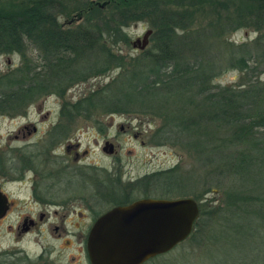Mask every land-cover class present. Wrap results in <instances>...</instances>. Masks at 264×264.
<instances>
[{
    "label": "rangeland",
    "instance_id": "374dc122",
    "mask_svg": "<svg viewBox=\"0 0 264 264\" xmlns=\"http://www.w3.org/2000/svg\"><path fill=\"white\" fill-rule=\"evenodd\" d=\"M54 1L55 8L59 5L62 7L58 15L61 30L71 31L73 34L82 33L86 25H95L97 20L104 31L100 40L108 41L107 44L112 46L109 51L118 54L120 62L114 63L111 70L101 74L96 72L76 81L63 94L52 92L37 97L20 112H0V186L15 201L10 214L0 220V264H91L86 251H81L84 237L73 236L80 223L75 222V218L65 221L64 215L73 217L70 209L76 206L86 207L82 197L89 199V207L95 212L104 213L116 205L110 197V189L104 183H109L111 188L112 185L118 186L121 191L132 189V193L124 200L193 197L198 201L200 211L203 203L207 211L211 209V204L226 206V191L236 200L241 196L246 199L247 205L237 207L238 212L227 218L234 225L255 231L256 239L247 242L233 238L238 245L236 247L222 238L224 240H219L210 248L200 243L195 245L188 238L174 249L161 254L162 256L148 260L146 264H264V205L260 203L264 202V126H255L250 134H245L239 129L243 124L239 119L234 124L230 122L233 126L229 130H217V135H224L226 132L225 135L229 136L228 147L223 153L217 147L218 158L238 167L242 163L243 166L240 176L211 177L209 170L213 146L211 142L198 143V138L202 141L211 138V129L194 128L196 136L191 140L195 144L191 149H198L199 145L206 148L201 162L189 147L184 146L190 137L186 136L188 130L178 128V121L172 118L176 110L171 115L163 114L157 108L146 106L148 104H140L145 103L141 95H137L139 100L134 101L138 104L121 106L119 104L132 95L127 89L122 93L114 91L107 95L106 98L110 97L109 100L115 101L116 105L108 104V100L103 103L104 93L101 92L110 87L109 83L114 84L120 75H127L121 72L125 67L132 68L137 59L151 62L153 56L161 58L165 46L169 47L168 55L177 61L180 70H188L186 73H190L187 74L189 76L199 73L197 82L204 85L206 98L213 92L211 86H217L214 87L217 91L225 88L237 95L249 90L256 92L264 85V39L260 41L261 35L264 36V29L257 27L259 15L253 12L258 6L263 8V3L256 0H213L211 4L210 0V5L190 17L183 9L172 7L175 3L178 5L180 0H164L158 14L131 19L122 12V8L114 7L113 0H91L96 8L88 11L83 10L88 7L90 0ZM105 1L109 4L106 9H102L100 5ZM79 7L81 10L74 12ZM215 10L232 17L252 13L251 16L256 20L255 26L231 33L228 29L223 32L220 27L212 28V24L221 18ZM262 12L263 10L258 11L260 14ZM162 15L171 19L168 26H176V29L161 32L164 36L161 41L164 43L160 45L161 41L155 36L159 31L156 24L160 22ZM263 23L264 21L259 22L260 25ZM148 30H152V34L142 47ZM185 33L187 34L184 35ZM138 38L142 43L136 45ZM100 40L92 46L96 48L93 56L83 54L82 50L84 57L80 59L77 69L88 73L86 65L95 67L94 64L99 60L97 57L100 55V46L104 42ZM241 56L251 65L247 71H242L233 63L234 58ZM211 61V73H218L213 79L209 73L207 75L203 72L204 64ZM22 63L23 57L17 53L2 54L0 74L19 67ZM181 73L184 72L179 71L176 75L182 83H185L184 80L192 82ZM148 75L144 83L140 84L146 89L153 84L152 73H147L146 76ZM132 81L135 88L137 82L134 79ZM165 81V78L161 79L159 89L166 90L170 87ZM256 82L257 86L251 90L250 87ZM212 83L215 85H211ZM192 90L197 92V88ZM95 93L97 95L94 98L85 102L87 108L86 104L80 109L73 107V104ZM165 98V95L160 96V99ZM237 107L240 108L237 116L249 115L255 120V124L264 114L261 103L255 97L248 99L244 96ZM206 121L211 123V118ZM24 123L36 124L38 131L33 132L34 135L27 134L26 137L15 139V134ZM122 125L125 126L124 131L121 129ZM106 136L119 145L116 153L108 154L104 150ZM70 138L80 141L82 153L89 151L84 162L76 163L66 155L64 147ZM53 149L57 151L54 153ZM242 152L252 157L247 167L242 162ZM91 167L98 169L93 170ZM233 177L236 178L232 179ZM90 191L98 192L104 198H92ZM250 196L251 199H248ZM45 209L51 213L50 220L38 230L25 234L18 229V226L23 228L25 214ZM62 222L69 234L66 232L59 236L61 229L56 232L54 228L56 225L62 226ZM83 223L86 225L90 222ZM229 236H232L230 232ZM69 242L72 246H69ZM208 255L211 262L204 259ZM73 256H77V260L73 261Z\"/></svg>",
    "mask_w": 264,
    "mask_h": 264
},
{
    "label": "trees",
    "instance_id": "16d2710c",
    "mask_svg": "<svg viewBox=\"0 0 264 264\" xmlns=\"http://www.w3.org/2000/svg\"><path fill=\"white\" fill-rule=\"evenodd\" d=\"M209 1L210 0H180L178 5L175 3L172 7L181 8L192 17L195 12L210 5ZM256 1L263 3V8L258 6L253 13L259 15L257 27L259 29H261V27L264 29V23L262 25L259 24L260 21H264V0ZM163 2L164 0H113L114 4H111H113L114 7L122 8V12L128 14L129 18L132 19L134 17L135 19H140L158 14L159 11L162 10ZM212 3L213 0H211V4ZM53 4H55L54 0H0V55L17 53L23 57L22 65L10 68L0 74V112L4 114H6L5 112H20L31 100L42 95L52 92L63 94L66 88L76 81L82 80L96 72L101 74L106 70H111L114 68V63L120 62V56L110 52L112 46L107 44L108 41L100 40L104 35V31L102 25L98 23L97 20H95V25H92V23L91 25H86L85 31L82 33L78 32L77 34H73L71 31L61 30V23L58 20V15L62 7L59 5L55 8ZM108 4V1H105L101 3L100 6H102V9H106ZM95 5L96 4L90 0L88 2V7H85L83 11L96 8ZM79 10H81V7L74 10V12ZM259 10H263L262 14L258 13ZM216 13L221 18L217 23L212 24V26H214L212 28L220 27L223 29V32L228 29V32L231 33L241 28L255 26L256 20L251 16L252 13L250 15L244 13L245 15L240 17H232L230 14L222 15L221 12L217 11ZM170 20L163 15L160 17V22L156 24L159 31L155 38L158 41L164 39L161 32H169L170 30L176 29V26H168ZM104 24L106 26L107 23L105 22ZM188 29L189 28H187V31ZM94 33L98 34L94 35ZM186 34L187 33L184 35ZM260 39V41H262L264 36L261 35ZM98 40L104 41L100 46V55L97 57L99 59L98 63L96 62V64H94L95 67L92 68L86 65L85 67H87L86 70H88L89 74L84 73L80 71V69H77V65L81 63L80 59L84 57L83 54L92 56L95 54L96 48L92 46L97 44ZM163 43L164 42L161 41L160 45H163ZM260 44H258V46H260ZM82 50L83 54L81 53ZM168 51L169 47L165 46L161 58L153 56L151 62H149L150 60L141 62L140 59H137L132 68L130 66L125 67L121 73H126L127 75H120L114 84L109 83L108 86L110 87L101 91L104 93V96L106 95L105 97L102 96L103 103L108 100V104L116 105L117 103L115 101L109 100L111 99L110 97L106 98L107 95L114 91L122 93L127 89V92H130L132 95H129L128 97L130 98L126 99L124 103H120L119 105L121 106L138 104L134 103V101L139 100L137 95H141L145 99V103H140L142 105L148 104L146 106L157 108L163 114L171 115V112L176 110L172 118L178 121V128L188 130L186 136L190 137L184 146L191 149V146L195 144L191 140L196 136L194 128L211 129V138L206 139L208 141H202L200 138H198V141L196 138V141L200 144L211 142L213 146L211 147V170H209V173L211 172V177L212 175L240 176V169L243 166L242 163H240V167H238L232 163L223 162L218 158L217 147H220V152L223 153L228 147L229 141L227 143V140L229 136L225 135L226 132L224 133L225 136L217 135L216 132L219 129H221V131L225 129L226 131L227 129L229 130L233 126L230 122L234 124L235 121L239 119L241 123L243 122V124L239 126V129L245 134H250L255 126H264V114L263 117L257 121V124H255V120L250 118L249 115L237 116V112L240 109L237 106L244 96L248 99L255 97L256 101L261 103L263 107L262 110H264V85H261L256 92H251L249 90V92H240L239 95L224 87H221L224 89L217 91L215 89L217 86H214L215 88L211 86L213 92L206 98L204 85L197 82L199 81L197 79L199 73L195 76L187 75L190 74L186 73L188 70H180L176 64L177 61L172 60L170 55H168ZM233 63L242 71H247L251 68L248 60L243 56L234 58ZM204 65L207 69L204 67L203 72L206 74L209 73L211 78L217 76L216 74L218 73H211L212 61ZM168 69H170V71H167ZM179 71L184 72L181 74L188 76L192 82L189 83L188 80H184L185 83H182V80L176 75ZM147 73H152L151 78L153 84L146 89L145 86H140V84L144 83L145 79L149 77V75L146 76ZM98 74L96 76H98ZM162 78H165V82L169 83L170 87L166 88V90L158 88L160 87ZM132 79L137 82L135 88ZM256 84L257 82L254 83L250 89L254 90L257 86ZM211 85L215 84L212 83ZM192 87L197 88V92H194ZM144 92L148 93L144 94ZM94 95H97V93L89 95L86 99L80 100L77 104H73V107L80 109L84 108V104H86L87 108V103L85 102L94 98ZM162 95H165L166 98L160 99ZM209 118H211V123L209 121L208 123L207 121L205 122V120ZM202 122L205 124H201ZM248 122L251 123L248 124ZM261 148L262 147H260V149ZM205 149L206 148H203L202 145H199L198 149H191V151L194 152L197 160L203 162L202 155H204ZM240 149L243 150V148ZM250 158L252 157L248 154H242L241 159L244 166L249 164ZM224 197L226 206L211 204V209L207 211L204 207L205 203L201 204L200 216L195 222V228L188 239L193 242V244L199 245L200 243V245L204 244L205 247L210 246L211 248L218 243L219 240H224L222 238H225L226 241H230L233 246L236 245L234 243L236 240L233 238L247 242H249L250 239H256L257 235L255 231L234 225L232 220L227 218L238 212L237 207H244L243 205H247V203H245L246 199L241 196L240 199L236 200L228 191L225 192ZM251 197L252 196L248 197V199H251ZM232 200L235 201L231 203ZM229 203L231 204L229 205ZM260 203L264 205V202ZM229 232L232 234L231 237L229 236ZM226 233L227 235H225ZM237 246L238 245H236V247ZM208 256L203 257L206 261L211 262V257Z\"/></svg>",
    "mask_w": 264,
    "mask_h": 264
},
{
    "label": "water",
    "instance_id": "95a60500",
    "mask_svg": "<svg viewBox=\"0 0 264 264\" xmlns=\"http://www.w3.org/2000/svg\"><path fill=\"white\" fill-rule=\"evenodd\" d=\"M152 34L143 38L144 47ZM138 38L135 44H141ZM10 207L0 187V219ZM200 206L193 197H145L118 205L94 223L87 246L91 264H143L174 249L193 232Z\"/></svg>",
    "mask_w": 264,
    "mask_h": 264
},
{
    "label": "flooded vegetation",
    "instance_id": "af4514ba",
    "mask_svg": "<svg viewBox=\"0 0 264 264\" xmlns=\"http://www.w3.org/2000/svg\"><path fill=\"white\" fill-rule=\"evenodd\" d=\"M121 129L124 131L125 130V126L122 125ZM38 131V128H37V125L36 124H23L20 129H18V133L15 134V139H18L20 137H26L27 134L29 135H34V133H36ZM34 132V133H33ZM22 134V135H21ZM107 137V136H106ZM137 137V135H136ZM97 141V140H96ZM105 147H104V150L106 152H108V154H114L117 152V150L119 149V145H117L115 143V141L112 139V138H109L107 137L105 139ZM60 145H58L57 147L59 148ZM64 150L66 151V155L68 156V158H73L75 160L76 163H80V162H84V160L86 158H88L89 156V151L88 150H85L83 153L80 151L81 150V143L80 141L77 140H74L72 138H70L68 140V143L66 144V146L64 147ZM54 153L57 151V149H53ZM91 169L95 170V169H98V168H95V167H91ZM113 180H115L116 182V179L113 178ZM108 189H110V197L113 199L112 201H115L116 202V205L112 206L115 207V206H118V205H125V204H130L132 203L133 201L135 200H124L125 197L129 196V193L131 192L132 193V189H128V190H125L123 189L121 191V189L119 190L118 189V186H114L112 185V188H111V185H109V183H104ZM102 185V184H101ZM1 189L5 192L4 190V187L1 185L0 186ZM103 190H99V192H102ZM8 196H9V201H10V207H9V210L6 214V216L8 214H10V212L12 211V209L14 208L15 206V201L12 199V197L10 196L9 193L5 192ZM92 192L90 191L89 192V195H91L92 198H96V199H100V198H104L102 195H99L98 192ZM123 201H122V199ZM82 200L84 201L85 200V203L87 204L86 207H73L72 209H70V212L74 215L73 217H69L67 215H64L66 217L65 221L67 220H72L73 218L75 222H79L80 224L77 226V232L74 233L73 232V236H78L79 238L80 237H84V240H82V248L81 251L85 253L86 251V255H88L89 257V253H88V246H87V241H88V237H89V234L91 232V229L94 225V223L96 222V220L101 216L103 215L104 213L102 212H95L93 211L89 206V199H87L86 197H82ZM58 211H55V213H57ZM5 216V217H6ZM50 216H51V213L50 212H47L46 209L45 210H41L37 213H28V214H25L24 215V224H23V228H20V226H18V229L22 232H24L25 234H28L30 233L31 231H35V230H38L42 225L43 223H45L46 221H49L50 220ZM5 217L1 218L0 220H4ZM63 220V219H62ZM83 221H88L90 222L89 224H86L84 225ZM83 223V224H82ZM64 222H62V226L60 225H56L55 226V231L58 232L60 229L61 231L58 232L59 236H62L63 234H65L67 232V229L65 228V226L63 225ZM63 227V228H62ZM24 230V231H23ZM66 234H69V232H67ZM69 246H72V243L69 242ZM90 259V257H89ZM72 260L75 261L77 260V256H73L72 257ZM147 262V261H146ZM143 263V264H146ZM71 264H75V263H71Z\"/></svg>",
    "mask_w": 264,
    "mask_h": 264
}]
</instances>
